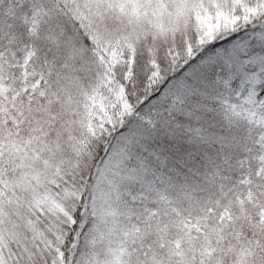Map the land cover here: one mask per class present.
<instances>
[{
  "label": "snow or ice",
  "instance_id": "snow-or-ice-1",
  "mask_svg": "<svg viewBox=\"0 0 264 264\" xmlns=\"http://www.w3.org/2000/svg\"><path fill=\"white\" fill-rule=\"evenodd\" d=\"M0 264H264V0H0Z\"/></svg>",
  "mask_w": 264,
  "mask_h": 264
}]
</instances>
